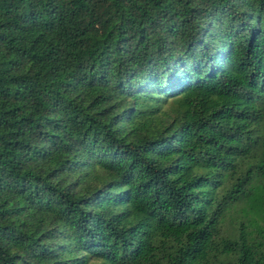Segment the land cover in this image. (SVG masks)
Instances as JSON below:
<instances>
[{
  "label": "trees",
  "instance_id": "1",
  "mask_svg": "<svg viewBox=\"0 0 264 264\" xmlns=\"http://www.w3.org/2000/svg\"><path fill=\"white\" fill-rule=\"evenodd\" d=\"M0 264H264V0H0Z\"/></svg>",
  "mask_w": 264,
  "mask_h": 264
}]
</instances>
